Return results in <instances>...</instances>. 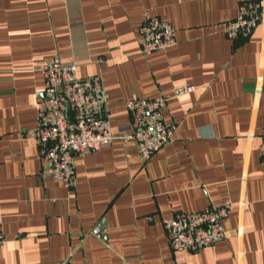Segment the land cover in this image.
Here are the masks:
<instances>
[{
  "label": "crops",
  "instance_id": "obj_1",
  "mask_svg": "<svg viewBox=\"0 0 264 264\" xmlns=\"http://www.w3.org/2000/svg\"><path fill=\"white\" fill-rule=\"evenodd\" d=\"M257 0H0V264H264V19L246 39L223 33ZM144 14L175 45L141 53ZM57 57L98 76L112 134H129L124 104L189 85L163 112L172 141L142 161L115 140L73 160L70 188L41 176L31 138ZM229 202L225 237L173 252L162 222Z\"/></svg>",
  "mask_w": 264,
  "mask_h": 264
},
{
  "label": "built area",
  "instance_id": "obj_2",
  "mask_svg": "<svg viewBox=\"0 0 264 264\" xmlns=\"http://www.w3.org/2000/svg\"><path fill=\"white\" fill-rule=\"evenodd\" d=\"M264 19V0L244 2L234 20L227 22L223 33L229 40L246 39ZM141 53L149 56L175 45L172 27L160 19L144 14L138 28ZM74 64L64 66L57 57L42 68L44 81L42 99L33 104L36 128L31 138L38 147V159L43 163L42 178L48 177L64 188L74 182L73 160L84 157L115 140L133 142L142 161H147L173 138L175 126L164 122L166 104L173 98L193 91L189 85L175 88L169 95L147 100L131 96L124 107L129 116V134L115 136L111 132L107 113V96L101 79L94 76L81 80L76 77ZM260 160L264 166V135L260 143ZM231 206H218L191 214L179 213L162 222L173 252L184 256L214 246L225 237L222 227ZM5 238L0 230V249ZM62 264H70L66 260Z\"/></svg>",
  "mask_w": 264,
  "mask_h": 264
}]
</instances>
